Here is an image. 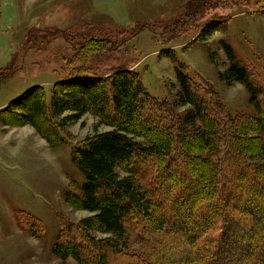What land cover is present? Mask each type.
<instances>
[{
    "label": "rangeland",
    "instance_id": "1",
    "mask_svg": "<svg viewBox=\"0 0 264 264\" xmlns=\"http://www.w3.org/2000/svg\"><path fill=\"white\" fill-rule=\"evenodd\" d=\"M193 1L0 0V76L13 73L0 86V264H80L71 257L60 259L53 254L62 227L70 230L66 240L75 241L81 235L80 229L85 231L83 223L92 217L76 206L85 179L72 160V152L82 147L87 137L112 128L88 113L69 124L47 116V124L40 121L38 128L42 133L51 128L53 144H49L21 118L36 87L43 86L50 100L53 84L67 76L66 61L75 52L70 41L78 44L88 36L126 42L134 28L148 26L116 52L91 58L87 65L91 74L102 77L119 66L137 72L146 93L168 102L170 107L176 106L171 111L176 120V114L184 116L189 110L176 105L179 85L175 70L182 66L194 89L202 94L213 90L228 116L256 118L245 87L237 82L228 85L220 77L229 65L220 47L225 42L248 70L252 83L263 91L264 111V5L257 4L262 1L201 0L208 2L209 8L200 11L196 20L185 16ZM205 27L217 30L200 39L198 35ZM171 28L177 30L171 34ZM7 107L10 110L5 111ZM149 132L156 135L158 130ZM138 171L135 177L142 188L148 195L152 190L154 193L158 172L155 158L140 163ZM171 173H175L176 180L191 186L196 183L193 173L180 161L174 160L166 167L169 183ZM163 183L165 189L170 187ZM251 186L257 188L258 184L254 181ZM171 190L176 196L180 189L175 185ZM240 195L239 200L244 201ZM199 210L195 213L208 211ZM215 213L219 216L221 211ZM244 226L230 229L227 251L234 250L235 235ZM136 234L150 244L159 243L168 257L176 252L178 243L173 239L138 231ZM90 235L96 240L110 238L95 231ZM125 240L124 255L110 264H155L143 245L131 238ZM219 254L226 259L217 264H243L242 257L228 259L223 248Z\"/></svg>",
    "mask_w": 264,
    "mask_h": 264
},
{
    "label": "trees",
    "instance_id": "2",
    "mask_svg": "<svg viewBox=\"0 0 264 264\" xmlns=\"http://www.w3.org/2000/svg\"><path fill=\"white\" fill-rule=\"evenodd\" d=\"M261 1L257 4L262 6ZM207 6L206 1L194 0L187 7L186 18L197 19ZM145 28L149 27L134 28L126 42ZM175 30L171 28V34ZM216 30L205 27L198 37L203 39ZM63 38L68 39L66 35ZM126 42L88 36L78 44L70 41L75 52L66 61L67 76L53 84L50 100L43 86L36 87L22 110L24 123L36 128L49 144H53L51 128H47L48 133L38 128L40 121L47 124V116L69 124L88 113L112 128L87 137L85 144L72 152V160L85 179L76 206L92 217L83 223L85 231L80 229L76 242L66 240L70 230L62 227L53 254L60 259L71 257L80 264H110L124 255L126 237L143 245L155 264H217L226 259L220 256V248L228 252L230 260L242 257L243 264H264L263 91L252 83L231 47L221 42L229 65L220 77L228 85L237 82L245 87L258 116L231 118L216 93L211 89L208 94L198 93L180 66L175 70L179 85L176 105L189 110L172 119L176 106L146 93L137 72L119 66L102 77L91 74L87 66L91 58L114 53ZM8 73L0 76V86L2 80L13 76ZM153 128L158 130L156 135L149 132ZM152 158L158 172L154 193L152 190L148 195L135 176L140 163ZM174 160L193 173L195 185L176 180L175 173L168 176L170 183L166 181V167ZM162 181L170 187L165 189ZM254 181L257 188L250 187ZM175 185L180 189L176 196L171 190ZM228 193L231 199L224 203ZM199 208L208 211L195 213ZM217 210L221 211L219 216ZM239 224L245 226L235 235L236 247L227 251L230 229ZM188 225L192 228H186ZM133 229L175 240L176 252L166 256L163 246L148 243ZM93 231L113 239L96 240L90 235Z\"/></svg>",
    "mask_w": 264,
    "mask_h": 264
}]
</instances>
